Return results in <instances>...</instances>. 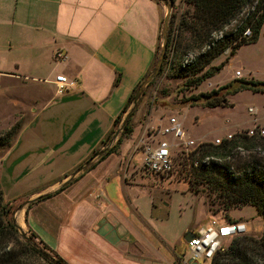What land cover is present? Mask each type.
<instances>
[{"label":"crops","instance_id":"crops-1","mask_svg":"<svg viewBox=\"0 0 264 264\" xmlns=\"http://www.w3.org/2000/svg\"><path fill=\"white\" fill-rule=\"evenodd\" d=\"M165 13L160 0H0V83L38 87L29 119L0 150V188L18 204L16 225L66 264H184L183 236L207 222L180 225L158 211L143 177L135 179V129L98 161L153 63ZM57 74L75 81L61 95Z\"/></svg>","mask_w":264,"mask_h":264},{"label":"rangeland","instance_id":"rangeland-1","mask_svg":"<svg viewBox=\"0 0 264 264\" xmlns=\"http://www.w3.org/2000/svg\"><path fill=\"white\" fill-rule=\"evenodd\" d=\"M190 9L191 6L182 0H174L168 20L173 36L177 33L176 25L181 14ZM248 11L246 8L240 17L244 18ZM239 24L236 20H232L223 32L234 31ZM260 30L254 43L240 46L235 50L234 55H230V48L219 54L210 65L215 66L227 59L225 65L216 75L204 79L196 86L186 84L189 77H172L167 70L152 78L144 87V92L139 97L129 119V126L135 129L133 147L136 144L138 146L141 138L147 140V134L159 125V120L164 123L168 116H174L180 121L187 138L200 139L205 142L226 131L249 126L251 119L246 112L248 106L258 108L259 118L264 123V93L253 92L249 88L238 86V80H264V24ZM220 34L223 33H214L212 36L219 37ZM160 44L161 32L155 58L159 54ZM192 56L193 53H190L184 59L189 61ZM8 57L15 61L19 60L22 67L28 66L27 57L23 54L11 53ZM237 69L242 73L241 78H233L234 71ZM19 82L0 83V136L15 126V133H12L8 144L16 137L22 124L29 119V108L35 106L32 99H35L38 94V87L34 86V82ZM209 83L211 85L207 86ZM210 90H218L225 99V104L207 107L202 101L196 103L191 101L193 96ZM123 116L115 125L110 137L104 139L103 150L111 147L118 148L127 137L121 136L120 133ZM147 117H150V123L145 127ZM139 122L142 125L139 126ZM4 148L6 146L0 147V150ZM137 151L140 152V149L138 148ZM179 151V147L173 148L174 169L166 175L145 171L141 166V154L138 152L134 156L137 165L141 166L135 173V179L140 181V177H143L144 180L141 183L148 186L150 192L154 194L158 202V211L167 213L172 223L180 225L188 224L197 227L211 219L244 222L248 227L247 233L226 241L225 249L236 238L243 236L259 238L264 233V219L255 208L250 204H245L237 208L226 209V200L232 195V191L220 183L207 182L193 177L192 173L197 171L192 169L193 166L190 167L189 161L181 158ZM208 159L226 165L233 176H239L253 166L264 174V150L261 147L259 149L256 147L234 148L223 158L209 157ZM205 160L207 161V158ZM12 207L11 219L16 225L18 204ZM29 215L31 216V212ZM21 231L40 248L41 243L31 232L25 228H21ZM3 235L0 241V264H46L39 254H34L26 248L25 244L30 245L21 238L17 228L16 234L3 232ZM253 261L254 264H264V250L261 256ZM199 263L204 264L202 261Z\"/></svg>","mask_w":264,"mask_h":264},{"label":"trees","instance_id":"trees-1","mask_svg":"<svg viewBox=\"0 0 264 264\" xmlns=\"http://www.w3.org/2000/svg\"><path fill=\"white\" fill-rule=\"evenodd\" d=\"M182 1L191 6V9L184 11L178 19L176 25L177 33L175 36L171 34L170 24L169 26L167 25L165 54L158 74L167 70L168 74L172 77H189L186 84L188 86H196L204 79L216 75L225 65L227 59L215 66L210 65L211 62L225 49L230 48V55H234L235 50L240 46L254 43L257 40L261 26L264 23V0ZM172 2H174V0H172ZM246 8H248L249 11L245 14L244 18L240 17ZM232 20H236L240 24L236 26L234 31L224 33L223 29L229 25ZM245 29L250 31L249 37H243L242 33ZM214 33L223 34H220L219 37H214L212 36ZM190 53H193L192 59L189 61L185 60L184 57ZM155 61L156 58L154 57L148 73L132 90L122 110L114 119L113 128L109 131L105 139L110 137L115 125L128 110L136 89L139 87L143 79L151 73ZM117 81L118 79L116 78L115 83H117ZM238 81V86L240 88H249L253 92L264 93V80ZM143 92L144 91H142L141 95ZM191 101L193 103L202 101L207 107H216L225 104V99L219 94L218 90L199 93L198 95L193 96ZM132 114L133 112L130 117ZM129 119L125 125L121 126V136L126 137L132 132V127L129 126ZM12 133H15V126L11 127L5 134L0 136V147H7L9 145L8 142L11 135H13ZM119 141L120 140L118 139V142ZM255 146H260L264 150V142L253 143L246 137H239L219 146H214L209 142H205L194 148L189 153L186 160L189 161L190 167L193 166L194 162H197V165L192 167V169L197 171L192 173L193 177L200 178L207 182L220 183L232 191V195L226 200V209L250 204L264 219V174H261L253 166L241 175L233 176L228 171L229 169L226 165L219 164L213 161V159H208L209 157L223 158L231 152L232 149L237 147L249 149ZM116 148L111 147L103 150L98 156V161L113 153ZM95 154L96 151L92 153V155ZM206 158L207 161L205 160ZM93 166L94 164H90L84 168V171ZM61 189H63V187ZM57 192L58 191L44 195L37 200H43ZM13 205L14 203L4 201L2 190L0 188V241L4 236L3 232L16 234V227L11 219ZM25 245L30 252L34 254L37 253L31 246H28V244ZM40 249L46 252L48 251V253L50 252L43 243H41ZM263 250L264 233H262L257 239L250 236H243L233 239L223 252L216 253L211 264H254L253 260L261 256ZM49 254L60 263L66 264L58 256L51 254V252ZM45 263L52 264L46 260Z\"/></svg>","mask_w":264,"mask_h":264},{"label":"built area","instance_id":"built-area-1","mask_svg":"<svg viewBox=\"0 0 264 264\" xmlns=\"http://www.w3.org/2000/svg\"><path fill=\"white\" fill-rule=\"evenodd\" d=\"M242 35L249 37L250 31L245 29ZM54 57L62 59V53L56 51ZM233 76V78H241L242 73L237 69L234 71ZM74 84V80L69 79L63 74H57L53 79L54 90L57 95L63 94L73 87ZM210 85L209 83L207 86ZM246 112L251 119L249 126L226 131L208 142L214 146H219L239 137H246L253 143L264 142V123L259 118L258 108L248 106ZM202 143H205V141L187 138L180 121L174 116H168L164 123L159 124L150 134H147V140L142 138L139 140L137 148L140 149L142 155L141 166L145 171L158 175H166L174 169L172 155L174 147H179L181 158L187 159L189 153ZM255 147L260 148V146ZM196 165L197 162H194L193 166ZM247 231L248 227L242 221L223 222L211 219L190 233L192 238L185 241L186 256L183 263L200 264L199 261H202L204 264H211L214 255L225 250L224 243L226 241L246 234Z\"/></svg>","mask_w":264,"mask_h":264},{"label":"water","instance_id":"water-1","mask_svg":"<svg viewBox=\"0 0 264 264\" xmlns=\"http://www.w3.org/2000/svg\"><path fill=\"white\" fill-rule=\"evenodd\" d=\"M165 8H166V13L163 17V22H162V27H161V44H160V49H159V54L156 58V61H155V65L151 71V73L149 75H147L143 81L140 83L139 87L136 89L134 95H133V99H132V103H131V106L129 107V109L126 111L125 115L123 116V119L121 121V126L125 125L126 122L128 121L131 113L133 112L138 100H139V97L141 96V93L144 89V87L146 86V84H148V82L154 78L159 70H160V67H161V63H162V60L164 58V54H165V47H166V37H167V25H168V20H169V16H170V12H171V9H172V6H173V2L172 0H160ZM103 151H100V154L102 153ZM89 161H87L85 163L88 164ZM83 169V166L78 168L75 173L79 172L80 170ZM74 173V174H75ZM15 227L20 231V236L22 239H24L27 243H29V245L36 250V252L46 261L52 263V264H62L60 263L58 260H56L54 257H52L48 252L38 248L36 246L35 243L31 242L30 239L28 237H26L24 235V233L21 231V229L15 225ZM192 238V235L190 233H187L183 236V240L184 241H188ZM191 264H195V263H191Z\"/></svg>","mask_w":264,"mask_h":264}]
</instances>
